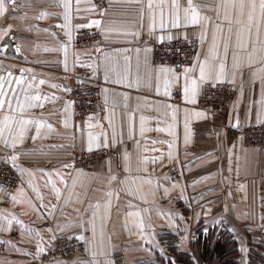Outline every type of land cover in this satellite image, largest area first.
I'll list each match as a JSON object with an SVG mask.
<instances>
[{"label": "crops", "instance_id": "0c3cea01", "mask_svg": "<svg viewBox=\"0 0 264 264\" xmlns=\"http://www.w3.org/2000/svg\"><path fill=\"white\" fill-rule=\"evenodd\" d=\"M64 2L15 0L13 5L5 0L7 11L0 16V36L11 26L0 39V76L11 71L16 78L24 77L21 85L13 83L24 104L21 114L13 99L14 115L17 120L42 122L39 131L35 123L25 126L15 149L0 143V161L14 163L22 180L13 194L16 201L4 195L0 204V213L8 219L14 215L10 230L0 220L5 229L1 235L9 241L0 264H42L35 258L37 243L42 247L62 235L83 237L80 240L94 264H123L119 256L126 253L153 258L157 250L151 224L170 218L184 221L177 204L186 205L189 194L194 198L190 207L196 212L205 208L198 225L241 216L231 207H262L264 233V149L249 148L241 138L246 127L264 125V17L259 8L249 24L247 10L238 17L225 7L231 0H193L209 19L191 25L184 19L187 0H177L182 8L179 26L174 27L171 0H163L169 7L161 27L160 10L155 7L161 0H153L154 24L148 0H102L101 4L70 0L67 22ZM84 30H95L100 38L76 47L74 36ZM176 39L198 42L193 64L182 69L155 64L154 44ZM204 61L212 75L200 82L199 63ZM221 64L223 82L217 83ZM186 68L194 69L187 79ZM72 76L98 92V113L75 119L73 105L65 98ZM193 79L196 93L186 95L184 89H191ZM214 84L235 90L219 122L213 111L197 106L201 89ZM175 86L181 89L179 105L171 99ZM34 96L40 100H32ZM5 114L7 104L0 118ZM238 129L240 135L229 132ZM90 143L91 151L105 150V158L91 167L75 168L74 153L89 151ZM112 175L117 179L111 180ZM206 191L212 192L210 201ZM43 208L51 209L41 225L37 220H42ZM141 227L143 237L131 239V232Z\"/></svg>", "mask_w": 264, "mask_h": 264}, {"label": "rangeland", "instance_id": "374dc122", "mask_svg": "<svg viewBox=\"0 0 264 264\" xmlns=\"http://www.w3.org/2000/svg\"><path fill=\"white\" fill-rule=\"evenodd\" d=\"M234 95H235V90H233V95L229 103L225 106V108L220 113H215L213 111L215 116L218 118V122L222 120L224 114L226 113V109L228 105L232 102L234 98ZM246 128H249V127H246ZM236 131L240 132L241 130L238 129V130H232L229 132L230 134L234 136H236L237 134L240 135V133H237ZM241 138H243L242 142L245 146L249 148H254L245 143L243 134H241ZM1 164H8L16 171L18 175V182L15 187H8L4 184L7 180H2V178H0V189L4 190V191H0V204H2V200H3L2 198L4 195L9 196L10 202H12L11 197L14 196L13 194L18 190V187L22 185L21 177L18 174L15 167L12 166L10 161L6 159L1 160L0 165ZM207 193L209 194L207 195L206 198H208L209 200L210 197L212 196V192L208 191ZM238 193L241 194L240 191ZM193 202H194V198L192 194L188 195V200L186 201V205L182 204V202L179 205L177 204L178 202H176L178 211H180V213H183V216L185 217L184 221L179 222L177 219L175 220V218H170V220L168 221L167 219L166 220L164 219L161 222L151 224L152 225L151 228L154 230L152 234L154 235L155 240H156V244L154 243L153 245H154V248L157 250L156 251L157 255L163 256L164 254L163 248L165 250V246H164V243L160 242L159 237L167 233H173L177 235L178 236V240L176 242L177 245L183 249L187 248L189 241L195 235L194 228L198 225V222H197L199 219L198 216L200 212L203 213L205 210L204 207H199L197 208V211L199 212H196L193 207H190L188 205V204L193 205ZM50 209L51 208H43V213H44V215L42 216L43 218L42 220H37L39 224L41 225L45 224V219L47 218L46 214L48 215V213L50 212ZM228 209H230L231 211L235 210V212L237 211V214H240L241 216L228 218V219H225L224 221H219L215 219L212 222L205 223V227L207 228L209 226L216 225L219 227V229L225 228V229L230 230L235 240L238 243V247L240 251L239 264H249L250 262H249L248 256H249V250L251 249L250 246H253V245L255 246L256 244H260L264 246V235H263L264 233L262 232V227H263L262 207L258 208V207H253V206L251 207L242 206V207H237V208L231 207ZM75 215L77 216V212H75ZM11 218L12 219L14 218L13 213H12ZM38 218H40V216ZM222 218L224 217H218V219H222ZM239 219L240 221H238ZM34 220L35 219H32L31 221L32 223L35 224ZM2 225H3V222L0 221V227H2ZM180 228L182 229L185 228L186 233L185 231H182ZM142 229L143 228L141 227L139 229L140 231L138 232H135L133 230L130 235L131 237L133 236L131 239L137 240L140 237H143V233L145 232H143ZM1 233H2V230H0V242H2L0 243V259L3 258L4 255L6 254L5 250L7 248V243H9L8 239H4ZM66 237H74L76 241L80 242L81 249H76L74 252H63V251L57 250L55 246L56 241H61ZM125 237H128V236H125ZM115 238H117L116 234H115ZM131 239L129 237L126 238L128 242H131ZM140 243H141V247L144 246L145 250H147L145 242L143 240H140ZM168 243H170V241ZM128 246L129 248H133L131 244H129ZM42 247L45 248L44 252L39 254L38 258L35 257L40 262H42V264H60V263H65L67 260H70V264H94L93 256H91L88 252H86V247H85L84 242L81 241L80 239H77V237L75 236L62 235V236H59L58 238H55L53 242L50 244H43ZM110 257L114 258V256H109V258ZM121 257L123 258V264H143V262H151V261L157 262L155 255L152 258L151 256H146L145 254L139 255L137 253H132V254L126 253L124 255L119 256V258ZM260 263L264 264V259Z\"/></svg>", "mask_w": 264, "mask_h": 264}, {"label": "built area", "instance_id": "2783aa9c", "mask_svg": "<svg viewBox=\"0 0 264 264\" xmlns=\"http://www.w3.org/2000/svg\"><path fill=\"white\" fill-rule=\"evenodd\" d=\"M101 4L102 0H95ZM100 34L95 30L79 31L74 36L76 47L85 46L98 41ZM198 42L194 39H176L171 41L157 42L153 46V57L155 64L182 69L190 67L197 52ZM233 95V89L226 85H206L197 97V106L207 108L215 113H220L229 103ZM65 98L73 105L74 117L82 120L88 114L98 113L100 104L98 92L95 89H88L74 76L67 82ZM171 99L175 104L182 103V94L179 86L172 90ZM245 143L258 149H264V125L252 126L243 131ZM106 156L105 150L76 151L72 159L75 168H88L101 162ZM0 178L7 180L4 184L8 187H15L18 182L16 171L8 164L0 165ZM57 250L63 252H74L81 249V244L74 237H66L56 241ZM54 246V247H55Z\"/></svg>", "mask_w": 264, "mask_h": 264}, {"label": "snow or ice", "instance_id": "6c2138e0", "mask_svg": "<svg viewBox=\"0 0 264 264\" xmlns=\"http://www.w3.org/2000/svg\"><path fill=\"white\" fill-rule=\"evenodd\" d=\"M8 3L15 5V0H7ZM231 7L234 12L237 14V16H242L245 13V10H247V17H248V22L251 24L254 19H255V13L257 8H259L260 14L262 17H264V0H259V4L257 5L256 0H231L230 5L226 4L225 7ZM62 7L65 9V14H64V19L65 21H70V11H71V4L70 0H65V2L62 4ZM155 7H158L160 10V20H161V27L164 26V18H165V7H169L168 5H165L163 3V0H161V3L156 5ZM147 8L150 13V18L153 21V24L155 23V12H154V4L153 0H148L147 3ZM181 4L177 2V0H171L170 4V12L169 15L174 14L175 15V20L177 23H174L173 26H179L178 21L180 19V12H181ZM7 11L6 6H5V0H0V16H3L5 12ZM183 12H184V19L191 25H198L201 24L203 21H207L209 18L202 16L199 12V9L197 6L193 4V0H187V5L183 7ZM46 15V13H41V17ZM143 15V13H142ZM227 13H226V18H227ZM217 16H219V10H217ZM239 23V19L237 20ZM92 23L99 25V21H93ZM229 25H231L232 21L229 19L228 20ZM90 26V25H89ZM187 26V24L185 25ZM58 27H66V25H58ZM78 27H83V26H78ZM11 26L9 25L8 29L4 30V36L8 35V32L10 31ZM66 35H68L69 40L72 39L70 31L66 32ZM4 36H0V39H3ZM163 40V37L160 38ZM170 39V37H169ZM19 51V49H17ZM147 51V50H146ZM65 53H66V48H65ZM261 63L264 64V58L261 59ZM264 71V69H261ZM21 72L24 70L21 69ZM162 72H168L171 71L170 69H161ZM185 78L187 79V75L191 72L194 71V69H189L186 68L185 70ZM199 81L200 82H205L206 80L211 78L212 75V69L208 67V62H200L199 63ZM223 72V65L221 64L220 72L216 73V82H223L220 77ZM24 80V77L21 76L20 78H16L14 74L9 71L6 73V76H0V112H3L5 110V105L7 104V113L0 118V143L6 148H11L15 149L18 143H20L23 140L24 133L26 131V127L29 124L35 123L37 126V131H39V128L42 126V122H35L32 120L28 119H21L17 120L16 116L14 115L16 109L13 108V99H16L17 105L19 107V111L21 114L24 112V104L19 100L18 98V93H17V88L13 87V83L16 86H19L22 84ZM119 82V81H117ZM41 84L44 83V81H40ZM167 82L165 84V87L167 88ZM196 86H197V80L193 79L192 80V87L189 89L187 86L185 87L184 91L185 94L189 91L193 95L196 93ZM215 86V84L213 85ZM29 88L31 85L28 86ZM53 87H56L53 85ZM157 91L159 92V88H157ZM25 92V100H28L29 97L27 96V89H24ZM11 93V95H9ZM32 100H40L39 96H34L31 97ZM47 99V98H46ZM35 105L29 104V107H33ZM42 106V105H41ZM142 119V124H143V117ZM239 125V121H237V125ZM49 128H51V125H48ZM142 131L144 130L143 127L141 129ZM91 140V138H90ZM107 146V144H105ZM171 147V146H170ZM91 143L89 144V151H91ZM13 161L17 159L16 155H13L11 157ZM125 160H127V155H125ZM13 167H16V165L13 163ZM67 167V165H65ZM127 167L125 168V171H127ZM111 180H116L117 177L115 175H112L110 177ZM0 191H4L3 189H0ZM110 195V193H109ZM11 199L15 202L16 197L12 196ZM10 215V214H9ZM14 219V218H13ZM0 220L6 221L8 225V230H10V227L12 225V219H8L6 215L3 213H0ZM16 223H21L20 221H16ZM0 230H5L2 227H0ZM27 231H31L30 229H26ZM207 230H205L206 232ZM39 235V233H37ZM77 239H83V237H77ZM2 243V242H0ZM44 249L41 247L39 243H37V258L39 254L43 253Z\"/></svg>", "mask_w": 264, "mask_h": 264}, {"label": "trees", "instance_id": "16d2710c", "mask_svg": "<svg viewBox=\"0 0 264 264\" xmlns=\"http://www.w3.org/2000/svg\"><path fill=\"white\" fill-rule=\"evenodd\" d=\"M84 87H91L80 81ZM205 230H207L205 232ZM164 243L163 256L155 254L156 261L143 264H239L240 251L232 232L228 229L213 225L205 227L201 224L190 240L187 249L177 245L178 236L167 233L159 237ZM170 241V243H168ZM249 264H261L264 259V246H250Z\"/></svg>", "mask_w": 264, "mask_h": 264}]
</instances>
